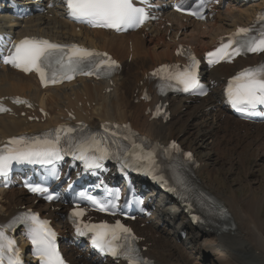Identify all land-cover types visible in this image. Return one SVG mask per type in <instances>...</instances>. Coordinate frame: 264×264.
Here are the masks:
<instances>
[{"label":"bare ground","instance_id":"bare-ground-1","mask_svg":"<svg viewBox=\"0 0 264 264\" xmlns=\"http://www.w3.org/2000/svg\"><path fill=\"white\" fill-rule=\"evenodd\" d=\"M53 1L46 0L44 4L46 9L41 8V12L28 16L21 21L16 20L11 32L16 40L25 36L36 35L59 42L77 43L87 48L107 52L121 64V73L113 79L112 86H108L106 83L80 80L72 85L40 91L32 77L25 78L9 69L0 68V98L25 97L49 112L51 116V119L43 124L26 123L25 118L1 117L0 143L6 138L21 133L48 129L59 123L60 119L66 118L67 112H72L77 121L88 123L92 127H97L105 122L128 123L133 130L154 142L168 144L173 140L184 145L185 150L194 155L198 163L194 174L200 180L201 188L207 191L203 176H208L209 180L211 174L208 173V164L204 157L199 156L196 146L185 145L189 137L197 135L196 131L190 130L191 127L194 128L200 124L204 126L209 123L208 119H211V125L226 123L222 128L223 133L231 129L239 133L243 129L246 136H255L257 141L254 143L259 142V137H264V125L254 128L226 115L225 109L218 104L220 100L218 88L213 89L212 94L202 100L199 105H193L191 101L186 99L167 98L162 100L163 103L168 104L167 110L170 112L169 120L165 123L150 120V116L145 115L147 110L152 109L154 102L146 104L139 101L143 89L152 90V84L146 80L148 72L158 66L176 61L174 53L180 52L185 47H189L196 53L209 48L219 36L248 23L255 11L260 9L264 3L249 6L228 4L222 11L216 9L217 15L213 21H206L205 23H195L183 19L170 12L168 7L155 3L161 8L162 19L147 25L137 33L115 35L100 30H87L66 22L55 8ZM1 3L2 0H0ZM169 4L171 2L167 3V5ZM2 19L3 16L0 15V24ZM11 27L12 25H7L5 29ZM146 35L149 38L150 47L147 45L145 49L143 44L146 42ZM167 38L168 42L166 41ZM155 39L157 42H154ZM129 59L130 63H128ZM258 60L251 58L247 61H239L234 67L220 66L213 71L206 72L205 77L214 82H219L222 77H228L246 65L256 64ZM109 88L112 91L107 93ZM184 116L187 118L186 121H183ZM192 118L196 120L192 122L197 123H189ZM182 122L184 127L181 126ZM256 128L258 129L256 130ZM200 132L202 135L204 134V131L201 130ZM214 135V132L204 134L202 136L203 142H210L211 139L207 136L212 137ZM232 136L234 135L232 134ZM251 145V142L247 143L246 147ZM206 193L225 209V219L220 222V227L214 225L191 226L181 208L177 206L168 207L163 203L164 199H161V204L157 205L158 208H156L150 221H155V223L147 226L132 225L134 232L142 241L141 247L144 248V256L153 260L155 264H160L165 247L162 248L158 245L159 242L156 237L162 238L163 235L157 233H166L170 240L167 243L170 244L180 240L178 236L180 232H187L188 237L182 241V247L199 257L204 254L210 257L212 255L211 263L260 264L258 260L264 261V234L262 230L258 229L261 227V223L257 221L253 223L259 218L260 205L263 200L257 196L246 199L238 196L236 192L224 196L210 191ZM35 202V199L26 195L22 190L16 188L0 190V223L6 222L16 213L22 211L25 206V208L36 209L42 213L43 218L51 220L52 225L64 234L66 227L61 222V215L66 210L61 206L43 207ZM239 220L246 221L247 227L245 224H237L236 221ZM178 221H180L179 228L174 229ZM210 234H213L212 242L210 239V242H200L202 238L210 237ZM166 240L167 237L164 236L160 244ZM63 252L71 264H97L91 263L85 252L67 247L63 248ZM183 254L187 255L186 252ZM191 259L195 261L194 264H199L197 258L191 257Z\"/></svg>","mask_w":264,"mask_h":264},{"label":"snow or ice","instance_id":"snow-or-ice-1","mask_svg":"<svg viewBox=\"0 0 264 264\" xmlns=\"http://www.w3.org/2000/svg\"><path fill=\"white\" fill-rule=\"evenodd\" d=\"M67 14L77 22H83L92 27H102L122 31L128 28L139 27L148 14L144 7H138L133 0H64ZM146 3V0H141ZM186 0H180L176 5L177 11L186 10ZM188 14L200 17V11L189 10ZM264 20V13L260 14ZM255 32V34H253ZM67 46L51 43L44 39H22L19 43L12 44L8 54L2 56L5 64L12 65L24 72L35 71L39 74L41 82L57 83L59 78L71 79L70 74L91 75L93 71L101 70L102 64L109 68L115 65L110 59L105 60L106 54L92 52L88 49L72 45L65 51ZM264 52V26L255 30L252 26L237 28L236 32L228 38L227 43L222 42L215 52L208 53L210 62L219 60H231L241 53ZM192 64L183 72L172 74L183 90L195 88L199 80L195 71L196 61L192 58ZM166 71V66L157 70L153 75ZM226 96L233 107L240 112H249L256 109L258 105L264 106V63L242 69L229 81L226 88ZM16 103H23L19 99ZM6 109L0 107V111ZM61 129H57L54 139L43 141L33 140L29 142L24 138H13L9 141L11 147L0 152V175H6L13 162L16 163H41L50 162L52 159H59L61 149ZM67 131H72L68 129ZM170 147L176 148L173 144ZM81 155L79 159H85L83 146H80ZM178 150V149H177ZM190 158V154H188ZM101 156L99 159H103ZM88 167H99L94 161L87 162ZM34 193H46L47 189L40 184L26 185ZM46 199H53L51 195ZM89 199H92L91 197ZM98 204L96 200H92ZM100 211H106L100 207ZM73 216L83 215V211H74ZM27 224V236L30 240L33 252L41 264H64L55 242V233L48 227V222L40 220L35 214H25L15 218L6 226L0 227V264H21L20 250L15 247V241L6 236L3 228H11L12 224ZM78 235L85 236L89 232L91 243L102 254H109L114 258H124L128 264H148L139 256L138 249L133 246L134 237L130 229L126 228L119 221L115 225L107 223L85 224L84 230L76 229Z\"/></svg>","mask_w":264,"mask_h":264},{"label":"rangeland","instance_id":"rangeland-1","mask_svg":"<svg viewBox=\"0 0 264 264\" xmlns=\"http://www.w3.org/2000/svg\"><path fill=\"white\" fill-rule=\"evenodd\" d=\"M145 40V43L143 45L146 49L147 45L149 46V38L147 35L145 37ZM166 41H169L168 38L166 39ZM154 42H157L156 39L154 40ZM148 61H150V59H148ZM128 63H130V59L128 60ZM200 103L201 101L193 102L192 104L199 105ZM190 107L193 106L190 105ZM183 118V121L187 120L186 116H184ZM210 120L211 119H208L209 123L204 126L199 123L202 129L199 125L194 126V128L191 127L190 130L196 131L197 135L189 137L185 142V145L196 146L199 156L204 157L206 163L208 164V173L209 175L211 174L209 176V180L208 176H203L204 183L205 185H207V191L221 196L236 192L238 196L244 197L246 199H250L251 196H257L258 198L260 197L263 200L262 204L260 205L259 218L254 220L253 223L255 221L261 223V227H258V229L262 230L264 234V137H259V142L254 143L255 141H257L255 140V136H246L243 129L239 133L233 131L232 129L223 133L222 128L226 123L223 122L220 124L211 125ZM192 121L196 120L192 118L189 123ZM182 125L183 122L181 126ZM257 126L258 125H252V127L254 128ZM257 129L258 128H256V130ZM201 130L204 131V134H210L214 132V136H207V138L211 139L210 142H203L204 138H202V136L204 134L202 135V132H200ZM232 134L234 136H232ZM250 142L252 143V145L250 146L251 148L246 147V144ZM181 146L185 150L184 145ZM255 155L257 156L255 157ZM152 223H155V221ZM179 223L180 221L176 222L174 229L179 228ZM236 223L245 224V227H247L246 221L244 220L236 221ZM157 234H161L163 235V237H167L166 242H164L163 244H160V241L163 237H156L159 242L158 245H160L162 248L165 247L164 256H162V258L160 259V264H194L195 261L191 259V257L197 258L199 264H214L210 261L212 255L210 257L209 255L204 254L199 257L193 253H190L191 251H186L185 248L182 247L181 240L168 244L167 242H170V240L166 233L161 232ZM212 237L213 234H210V237H204L200 242H210L209 239L211 240ZM212 241L213 240H211V242ZM185 252L187 255L183 254ZM258 263L264 264V261L261 259L258 260Z\"/></svg>","mask_w":264,"mask_h":264}]
</instances>
